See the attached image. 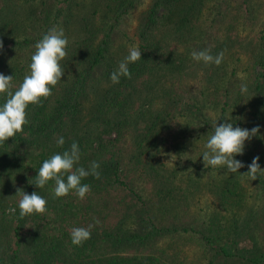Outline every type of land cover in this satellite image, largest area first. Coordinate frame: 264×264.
<instances>
[{
    "label": "rangeland",
    "instance_id": "obj_1",
    "mask_svg": "<svg viewBox=\"0 0 264 264\" xmlns=\"http://www.w3.org/2000/svg\"><path fill=\"white\" fill-rule=\"evenodd\" d=\"M105 1L50 0L47 16L38 21L34 11L44 15L41 9L46 7L42 0H0V32H4V37L0 38L3 43L0 66L10 62V56L15 63L26 65L24 71L28 73L31 63L29 56L35 52V47L31 42L29 46L22 44L24 47L11 42L20 40L21 32L29 41L37 37L40 40L53 26L64 30L71 47L66 48L67 55L69 52L77 53V46L84 39L87 40L85 46H81L85 54L100 40L103 32L110 29L106 46L108 53L104 59L110 62L114 56V62L119 65L118 58L122 50L136 48L135 25L140 10L149 0H134L133 6L115 20L113 17L106 20L100 18ZM248 1L252 3L251 10L241 4L232 14L234 17L230 31L234 37L229 40L222 35L226 26L218 21L221 10L226 9L224 12L227 16L228 0H222L214 6L213 12L202 15L206 17L201 26V45L212 46L215 40L217 45L221 41L225 43L222 46L224 58L219 66H206L202 62L188 66L186 71H177L175 63L166 62L172 66L159 69V73L129 80L125 86L129 90V98L122 125L106 130L104 128L107 126L100 123L97 127L89 124L93 133L99 134L96 143L99 144L97 149L100 153L93 152L92 159L99 162L117 157L123 161L126 179L144 200L143 204L125 196L128 203L134 201L132 208L140 213L136 212L124 220L128 230L147 236L142 241L105 246V253L140 256L141 264H242L254 258L260 249L264 251V175H259L254 181L241 175L248 171L247 165L257 156L258 164L264 169V139L253 137L251 141L245 142L243 155L234 157L245 165L238 173H228L225 168H205L201 155L206 150L204 145L210 134L202 130L198 138H194L195 125L185 120L188 116L202 123L203 118H206L213 125L220 116V107L224 106V115L230 119L225 122H233V127L249 130L257 122L260 136L264 137V110L258 98L252 93L248 96L240 91L242 97L230 108L231 93L222 89L221 92L211 90L215 79L211 80L208 74L210 68L215 66L217 71L213 78H221L235 88L247 82L246 58L252 53H240L238 58L234 50L238 46L234 44L240 37L248 41L259 34L260 29H264V0ZM36 3L39 5L35 7ZM8 21L10 24H7ZM91 33L92 39H86ZM39 40L35 39L36 43ZM171 40L168 49L174 47L176 50L170 57L178 58L183 46L176 43L173 36ZM189 46L187 54L190 61H194L191 53L199 49L193 43H189ZM69 61L72 62V59ZM67 64L70 66L71 63ZM104 67L105 61L100 60L89 74L85 86L86 97H83L86 107L91 106L109 81ZM201 90H205V94H201ZM90 109H86L78 127H82V122L88 119ZM156 111H167L164 117L167 120L166 129L159 131L162 138L156 142L155 155H151L148 150L144 154L139 153L141 147L138 141L146 122ZM181 134L185 138L180 137ZM222 184H225L224 187ZM85 259L91 260V254Z\"/></svg>",
    "mask_w": 264,
    "mask_h": 264
},
{
    "label": "trees",
    "instance_id": "obj_2",
    "mask_svg": "<svg viewBox=\"0 0 264 264\" xmlns=\"http://www.w3.org/2000/svg\"><path fill=\"white\" fill-rule=\"evenodd\" d=\"M221 1L213 3V0H149L144 9L140 10L135 25L136 48L141 51V59L128 65L131 78L121 76L119 83L113 84L110 80V74L118 68L117 63L114 62V56L110 62L104 59L108 53L106 46L110 29L104 31L100 40L93 46L91 45L92 47L85 51V54L81 46H85L84 42L87 40L84 39L81 45L77 46L78 54L75 51V54L69 52L61 61L65 74L61 77V81L52 87V94L46 99L42 98L39 105L30 104L26 109V118L29 123L24 125L23 132L0 145V264H141L140 256H122L103 251V248L110 244L122 245L142 241L147 236L128 230L124 220L136 212L140 213L132 208L134 201L128 203L124 197L128 196L143 204L144 200L126 179L123 161L118 160L117 157L112 160H100L98 162L100 178L88 176L81 181L82 184L90 185L91 189L83 200L78 199L73 192L64 197L53 198L54 181H49L44 188L37 189L33 185L34 177L44 160L54 154H62L69 150L73 142L78 144L80 150V160L76 167L88 169L92 161L97 162V159H92V153H100L97 149L99 144L96 143L99 134L93 133L92 128L88 126L92 124L97 127L100 123L104 127L107 126L104 129L109 130L122 125V119L126 118L129 98V90L125 86L130 79L143 75L148 76L150 73H159L160 70L167 69L168 65L172 66L166 62L175 63L177 71L183 69L186 71L188 66L202 63L190 61L191 58L187 54L190 48L189 43L198 46L199 51L210 49L214 56L220 53L225 44L222 41L220 45L215 44L216 40L212 46L201 45L203 34L201 26L206 17V15L202 16L203 13L213 12L214 6ZM42 3H45L46 7V9H41L44 15H39L34 11V16L38 21L47 16L51 6L50 0H42ZM133 4L134 0H106L102 3L100 18L103 20L111 17L114 20L120 18ZM241 4L246 9H252V3L248 0H233L232 2L228 0L227 16L225 17L224 12L226 9L219 12L221 17H218V21H222L226 26L222 35L228 40L234 37V33L230 31L234 17L232 14ZM38 5L39 3H36L35 7ZM94 9L93 7V11ZM7 24L10 22L8 21ZM258 33L248 41L240 37L238 40L240 43L237 41L234 44L238 46L234 50L237 51L238 58L240 53L244 55L252 53V56L246 58L248 61L245 72L247 82L243 84L247 85L248 96L252 93L258 98L264 110V29H260ZM24 35L23 32L19 33L21 39L11 40V44L24 47L22 44L30 45L31 42L34 46L35 39L39 40L37 37L29 41L23 37ZM172 36L176 43L183 46V51L179 52L178 58L170 57V54L175 53L174 50H176L174 47L168 49ZM2 37H4V32H0V38ZM88 38L92 39V33L86 39ZM225 38L223 40H226ZM67 48L71 49L69 45ZM128 54L129 49L122 50L119 61H123ZM31 56H29L30 59ZM69 59H72V62ZM100 60L105 61L104 71L109 81L93 100L91 106L86 107L83 103V97H86L84 96L85 86L91 70ZM9 61L0 66V74L13 77L11 90L14 92L28 73L24 71L26 65L15 63L10 56ZM67 62L71 63L70 66ZM112 64L114 66L110 67ZM216 71L217 68L214 66L208 72L210 79H215L211 90L221 92L220 89H222L224 92H230L232 97L230 108H232L242 97L240 87L235 88L221 78H213ZM203 93L205 94V90H201V94ZM251 97L249 98L252 100ZM6 98V94H0V106L5 103ZM88 108H91L88 111L91 114L85 122H82V127H78V122ZM224 111L226 107L221 106L217 125L225 122ZM167 114V111L164 113L156 111V114L148 119L138 141V146L141 147L139 153L144 154L145 150H148L151 155H155L156 142L162 138L159 131L162 128L166 129L167 126V120L164 118ZM117 116L122 118H117ZM185 120L195 125L194 138H198L202 130L212 134L213 125L209 120L207 122L206 118H203L202 123L188 116ZM255 126H258L257 122L253 125ZM182 136L184 137L183 134L180 135ZM60 137H63L65 141L63 146L57 145ZM143 144L146 146L144 147ZM224 185L222 184L223 187ZM17 188L29 195L37 192L47 201L46 211L43 214H33L20 219L18 208L20 196L16 194ZM9 207L17 209L15 215H10L5 210ZM143 212L148 213V211ZM97 220L98 224L95 223ZM89 225H93L91 238L82 246L72 245L71 229ZM90 254L92 259H85ZM242 264H264V251L260 249L254 258Z\"/></svg>",
    "mask_w": 264,
    "mask_h": 264
},
{
    "label": "clouds",
    "instance_id": "obj_3",
    "mask_svg": "<svg viewBox=\"0 0 264 264\" xmlns=\"http://www.w3.org/2000/svg\"><path fill=\"white\" fill-rule=\"evenodd\" d=\"M68 43L62 28L56 26L50 28L34 45L35 52L32 54L31 63L28 65L29 72L14 92L11 90L13 77L0 74V94H6L7 97L5 103L0 106V145L23 132L24 125L29 123L26 118L27 107L30 104L39 105L42 98L46 99L52 94V87L61 81V77L65 74L61 61L67 56ZM2 49L3 43L0 41V50ZM191 57L194 61L203 62L206 66L212 64L219 66L223 61L224 52L221 51L214 56L210 49L194 50ZM140 59L141 51L135 47L131 48L129 54L119 63L118 68L110 74L111 82L113 84L119 83L121 76L131 78L128 65ZM247 90V85L242 84L241 93H247ZM218 120L213 124L212 134L204 145L206 150L201 155L204 167L225 168L228 173H238V170L245 165L234 157L243 155L246 141H251L253 137L260 139H264V137L260 136L259 126L249 130L233 127V122H223L217 125ZM64 143L63 137L57 140L58 146H63ZM172 156L175 157L176 155ZM79 160L80 150L78 144L73 142L69 150L62 154H54L43 161L34 177L33 185L37 189L44 188L49 181H54L53 198L64 197L73 192L78 199L83 200L91 189L90 185L82 184L81 181L88 176L99 179L100 172L98 169L100 165L98 162L92 161L88 169L76 167ZM258 160V156L254 157L251 164L247 165L248 171L241 175L247 176L250 181L256 180L259 175H264V169H261ZM16 194L20 196L18 201L20 219L33 214H43L46 211L47 201L37 192L29 195L17 188ZM7 211L10 215H15L17 209L9 207ZM95 223L98 224L99 221L97 220ZM92 227L93 225L72 228L70 231L72 245L82 246L84 242L89 240Z\"/></svg>",
    "mask_w": 264,
    "mask_h": 264
}]
</instances>
